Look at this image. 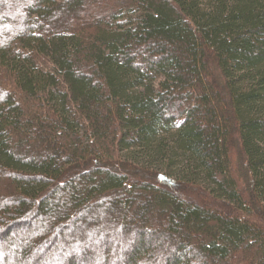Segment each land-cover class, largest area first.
<instances>
[{"label":"trees","instance_id":"obj_1","mask_svg":"<svg viewBox=\"0 0 264 264\" xmlns=\"http://www.w3.org/2000/svg\"><path fill=\"white\" fill-rule=\"evenodd\" d=\"M0 264H264V0H0Z\"/></svg>","mask_w":264,"mask_h":264}]
</instances>
